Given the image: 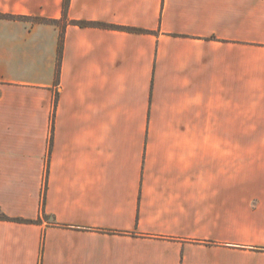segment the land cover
<instances>
[{
    "label": "crops",
    "instance_id": "crops-1",
    "mask_svg": "<svg viewBox=\"0 0 264 264\" xmlns=\"http://www.w3.org/2000/svg\"><path fill=\"white\" fill-rule=\"evenodd\" d=\"M64 8L0 0V264H264V0Z\"/></svg>",
    "mask_w": 264,
    "mask_h": 264
},
{
    "label": "trees",
    "instance_id": "trees-1",
    "mask_svg": "<svg viewBox=\"0 0 264 264\" xmlns=\"http://www.w3.org/2000/svg\"><path fill=\"white\" fill-rule=\"evenodd\" d=\"M70 0H65V8H64V17L67 16V9L69 5ZM34 21L37 22H45V23H50V24H55L60 26L62 23L59 21H52V20H40V19H35ZM74 24L80 26V27H97V28H109V29H124L127 31H134V32H139L143 33L142 30H137V29H132V28H120V27H115V26H110L102 23H91V22H75ZM63 48H64V35L62 34L60 37V43H59V56H58V69H57V78L58 81L60 79V65H61V60H62V55H63ZM45 203V198L42 200V206H44ZM1 220H7L5 216L0 215ZM20 223H29L28 221L25 220H15Z\"/></svg>",
    "mask_w": 264,
    "mask_h": 264
}]
</instances>
